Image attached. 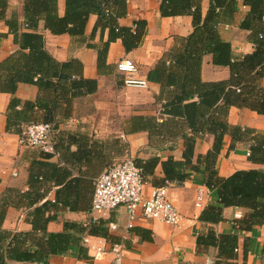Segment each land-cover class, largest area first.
<instances>
[{
    "label": "crops",
    "instance_id": "obj_1",
    "mask_svg": "<svg viewBox=\"0 0 264 264\" xmlns=\"http://www.w3.org/2000/svg\"><path fill=\"white\" fill-rule=\"evenodd\" d=\"M107 1L106 20L89 14L80 35L54 34L44 21H38L36 31L43 36L46 51L57 62L68 64L66 80L54 79L59 86L41 90L35 83L37 75L33 81L18 82L13 91H0V264H108L111 254L92 260L82 237L88 234L94 179L126 156L150 161L144 193L168 183L182 222L173 227L158 220H138L128 227L125 209L117 207L101 217L102 224L95 229L101 236H91V242L104 238L109 243H123L122 264H221L217 263L216 247L197 244V234L211 227L218 234L238 235L235 264H264V224L248 231L239 229L234 220L246 209L234 206L222 208L223 219L218 223L201 222V212L218 203L216 192L204 183L202 168L181 184L167 182L162 169V162L169 158L182 159L184 136L190 131L182 116L163 112V105L180 88L163 87L164 74L154 72L159 68L174 70L168 56L192 32V16L162 15L161 0ZM197 4L204 18L210 0H198ZM225 8L230 14L218 24L221 38L230 42L235 57L252 52L250 33L240 28L249 6L234 0ZM64 9L65 0H56L59 16ZM11 16L19 25L25 24L24 0H7L5 18ZM5 18L0 17V62L19 48ZM135 21L144 22L139 46L126 51L119 38L109 40L115 26L135 32ZM123 57L131 58L144 77L159 78L148 80L146 88L125 86L123 75L116 70V62ZM198 76L202 82L226 80L230 70L213 65L211 55L206 54ZM260 84L264 86V77ZM196 98L191 96V100ZM39 122L52 125L54 153L18 142L26 125ZM227 122L264 132V114L235 104L228 109ZM213 142L209 133L196 137L194 157L204 154ZM230 144L231 137L225 134L216 162L218 175L226 177L240 169L264 170V164L249 160L246 143H236L233 148ZM44 203L42 212H35ZM109 223L116 228L110 229ZM59 232L81 239L75 246L48 254L43 261L28 256L38 250L37 245L46 246L47 233Z\"/></svg>",
    "mask_w": 264,
    "mask_h": 264
},
{
    "label": "trees",
    "instance_id": "obj_2",
    "mask_svg": "<svg viewBox=\"0 0 264 264\" xmlns=\"http://www.w3.org/2000/svg\"><path fill=\"white\" fill-rule=\"evenodd\" d=\"M197 1L161 0L160 3L162 15L190 13L193 22V30L183 39L182 46L168 56L174 70L169 67L168 71L159 68L154 72L157 76L164 74L161 82L163 87L173 85L180 88L173 99L163 105V112L182 116L190 131V135L184 136L182 159L169 158L162 162V169L167 182L181 184L192 172L199 171L201 167L204 183L206 187L216 192L218 203L208 205L199 215V220L205 224H215L223 219V207H241L246 209V212L241 218L235 219L234 223L239 229L248 231L253 226L264 224V170L240 169L223 177L217 173L216 162L222 148L223 136L228 134L231 137V148L236 143H246L249 160L264 164V132L230 125L227 122L228 109L234 104L264 114V86L260 84L264 77V1L242 0L249 6V11L241 21L240 28L249 31L248 38L253 44V51L241 57L233 55L230 42L221 38L218 31L219 22L230 14L225 7L231 6L234 0H210L204 18L201 17ZM107 2L65 0L64 14L59 16L56 11V0H24L25 24L19 25L15 16L5 18L7 0H0V17L5 18L19 46L13 55L0 62V91H13L18 82L33 81V77L37 75L35 83L41 90L46 91L59 86L54 79L66 80L68 64L57 62L46 51L43 36L36 31L38 21H44L45 28L54 34L66 32L70 35H80L89 14H97L101 21L106 20L109 14ZM135 25V32L129 28L115 26L111 29L109 40L119 38L126 51L139 46L143 39L141 28L144 22L135 21ZM106 48L107 44L104 50ZM103 53L99 54V61ZM206 54L211 55L213 65L229 68L228 79L215 82L200 80L198 76L200 61ZM154 75L149 74L147 79L159 78ZM192 95H196L197 98L191 100ZM37 105L40 106L38 102ZM205 133L213 135V145L204 154L194 157L196 137ZM53 140L55 144L54 136ZM133 160L143 177L148 178L150 161L135 158ZM46 204L35 208V212H42ZM101 224L100 220L97 224L86 225L85 231L92 236H101L96 234L98 231L95 230ZM133 231L139 233L143 230L133 228ZM46 237L47 240L44 241L46 246L37 245L38 250L28 256L43 261L48 254L62 251L64 247L67 249L75 246L81 239L65 232L47 233ZM237 243V234H218L211 227L197 234L199 246L217 248V263L221 264H235Z\"/></svg>",
    "mask_w": 264,
    "mask_h": 264
},
{
    "label": "built area",
    "instance_id": "obj_3",
    "mask_svg": "<svg viewBox=\"0 0 264 264\" xmlns=\"http://www.w3.org/2000/svg\"><path fill=\"white\" fill-rule=\"evenodd\" d=\"M116 70L123 75L125 86L147 87L148 79L141 74L139 67L131 58L119 59L116 62ZM53 134L51 123H31L23 128L18 142L21 146L38 147L44 152L54 153ZM146 184L147 181L132 157L126 156L111 163L93 181V194L86 225L97 224L106 212L122 207L127 213L128 227L138 220H158L173 227L179 226L183 218L169 195V184L152 187L149 193L145 194ZM108 227L115 229L116 225L109 223ZM91 236L84 235L82 244L90 251L92 260H101L111 254L108 264H122L125 254L123 243H109L104 238L91 242Z\"/></svg>",
    "mask_w": 264,
    "mask_h": 264
}]
</instances>
